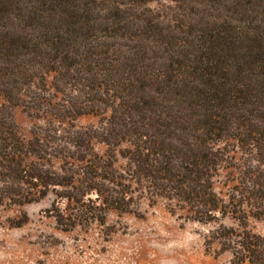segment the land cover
Wrapping results in <instances>:
<instances>
[{"label":"trees","instance_id":"16d2710c","mask_svg":"<svg viewBox=\"0 0 264 264\" xmlns=\"http://www.w3.org/2000/svg\"><path fill=\"white\" fill-rule=\"evenodd\" d=\"M0 94L37 121L24 140L0 113V214L51 194L62 232L103 225L131 213L132 178L189 221L231 219L214 239L264 264L247 228L264 217V0H0ZM106 112L128 172L73 125Z\"/></svg>","mask_w":264,"mask_h":264},{"label":"rangeland","instance_id":"374dc122","mask_svg":"<svg viewBox=\"0 0 264 264\" xmlns=\"http://www.w3.org/2000/svg\"><path fill=\"white\" fill-rule=\"evenodd\" d=\"M51 83L52 75L46 77L47 86ZM55 95L56 101L62 98ZM0 113L11 116L20 136L30 139L37 121L22 106L7 103L0 94ZM108 116L109 112L102 116L83 115L73 125L79 131L93 132L94 151L100 156L111 153L115 170L125 173L129 162L121 153L130 145L109 147L102 141L100 129ZM225 145L239 156L234 142L217 143L215 147ZM225 176L222 172L215 180L219 194L225 192ZM129 184L133 192L131 213L111 211L103 225L95 223L70 232L59 230L45 212L54 199L51 194L36 203L6 208L0 214V264H233L231 253L213 237L219 224L236 227L231 219L211 224L189 221L172 203L147 194L144 182L129 178ZM16 222L24 223L15 227ZM247 228L264 237V217H248Z\"/></svg>","mask_w":264,"mask_h":264}]
</instances>
